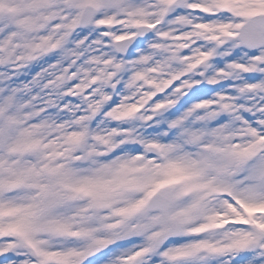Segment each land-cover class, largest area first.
<instances>
[{"label":"snow or ice","instance_id":"6c2138e0","mask_svg":"<svg viewBox=\"0 0 264 264\" xmlns=\"http://www.w3.org/2000/svg\"><path fill=\"white\" fill-rule=\"evenodd\" d=\"M0 264H264V0H0Z\"/></svg>","mask_w":264,"mask_h":264}]
</instances>
